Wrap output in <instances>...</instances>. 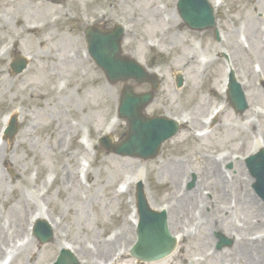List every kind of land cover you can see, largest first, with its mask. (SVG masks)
Instances as JSON below:
<instances>
[{
    "label": "rangeland",
    "instance_id": "rangeland-1",
    "mask_svg": "<svg viewBox=\"0 0 264 264\" xmlns=\"http://www.w3.org/2000/svg\"><path fill=\"white\" fill-rule=\"evenodd\" d=\"M209 1L219 3L218 40L212 30L188 29L177 0H0V131L8 117L18 122L16 134L0 142L6 144L0 152V260L8 254L7 264H38L46 253L45 264H53L67 246L76 264H136L119 252L136 239L127 218L141 180L147 206H169V228L180 237L170 255L144 264H257L245 262L237 248L264 240V204L244 163L264 148V0ZM93 23L123 24L124 53L159 75L160 88L145 113L185 122L154 159L106 152L98 142L104 135L120 141L127 126L117 116L125 84L108 82L87 54L84 28ZM35 35L45 38L43 44L31 39ZM18 57H29L28 66L13 75ZM228 64L248 103L242 114L229 105L226 85L222 89ZM127 84L136 93L150 89L148 83ZM234 164L243 170L239 181ZM195 189L207 203L201 213L186 206L176 215L177 197ZM21 195L32 204L18 205ZM45 218L53 238L29 245L32 226ZM218 234L227 242L220 249Z\"/></svg>",
    "mask_w": 264,
    "mask_h": 264
},
{
    "label": "water",
    "instance_id": "water-1",
    "mask_svg": "<svg viewBox=\"0 0 264 264\" xmlns=\"http://www.w3.org/2000/svg\"><path fill=\"white\" fill-rule=\"evenodd\" d=\"M177 10L186 26L191 30H205L214 28L213 10L207 0H178ZM214 33L217 31L214 28ZM87 48L95 64L104 72L110 82L134 79L143 82L147 79L145 71L132 59L123 56L121 51L122 28L116 25L114 28L102 31L96 27H88L85 30ZM26 67V61L21 60L13 66L15 74L20 73ZM181 85L178 78L177 86ZM158 88L156 79L152 81V91ZM230 102L236 112L241 113L246 107L242 91L238 89L235 82H231L229 91ZM153 92L148 94H134L129 88L121 94L119 100L118 114L127 122L126 137L113 147L110 138L103 139L102 146L107 150L113 149L121 155L141 157L143 159L154 158L160 149L161 143L173 136L178 126L176 122L165 118H152L143 114L144 108L150 103ZM17 131L15 119L9 127L8 136L11 138ZM250 164L249 170L257 178L254 188L264 201V151H261ZM249 160V161H250ZM139 186L137 201L139 212L142 217L139 230V243L136 246L134 256L138 264L142 261H155L164 258L172 252L176 245L167 229L164 214H157L149 210L145 204V197ZM38 233L41 243L51 239V230L42 224ZM227 242L221 239L218 248ZM229 243V242H228ZM59 257L56 264H62L64 258Z\"/></svg>",
    "mask_w": 264,
    "mask_h": 264
},
{
    "label": "bare ground",
    "instance_id": "bare-ground-1",
    "mask_svg": "<svg viewBox=\"0 0 264 264\" xmlns=\"http://www.w3.org/2000/svg\"><path fill=\"white\" fill-rule=\"evenodd\" d=\"M17 1L24 2L25 0H17ZM32 1L34 3H36V4H40L41 3V0H32ZM29 4L30 3H27L26 6H28ZM213 4L216 6L217 5L216 1H214ZM44 6L46 7V9L49 8L50 11H54V9H55V7H54V5L52 3L47 4V2H45L44 3ZM59 18H57L56 20H58ZM52 22L54 23L55 20L52 21ZM47 25L50 26V23L49 22H47L46 24L44 23V24H42L41 27L38 26V25L37 26H25V31H29V30L36 29V28L43 29L45 26L47 27ZM34 38H36V40L39 39V40H37L38 45L43 44L44 41L42 39H45V38H42V37H37V35L32 36L31 39L34 41ZM33 41H32V43L35 44ZM27 58H29V57H27ZM76 59H77V56H76ZM140 62L142 64L144 63V61L142 59L140 60ZM148 70H149V72L152 71L150 68ZM153 72H155V70H153ZM126 83H127V81H126ZM222 88H224V85L222 86ZM107 132L109 134L110 133V129ZM5 146H6V144L3 145V146H0V152H1V149H3ZM2 154L0 153V163L4 159V155H2ZM211 166L214 167V164H211L210 167ZM215 167H216V169L218 171H220V169L216 165H215ZM234 169H235V180L236 181H239V178H240L243 170L240 169V167H239L238 164H234L233 170ZM77 174H78V171L76 172V175ZM216 175L218 176V179L220 181H222L223 176H221L219 173H216ZM85 176L88 177L87 172H85ZM248 181H251V179L248 178ZM223 190L225 191L226 188H223ZM224 191H222L220 189L218 190L219 193L224 192ZM201 194H202L201 190L200 191H196V189H195V190H192L189 194L183 193V194L179 195L177 197L178 198L177 200L179 201V207L173 208V210H176V215H179L180 210L183 209V208H185L186 206H189V208H191V209L200 208V213H201V205L202 206H205L207 204V203H205L203 201V198H202ZM247 198L251 202H253V198L250 195H247ZM10 200L11 199H9V198L8 199H5L4 200V204L6 205L8 203H11ZM22 203H23L24 206L28 207V206H30V204H32V198L30 199L28 197H25V196L23 197L21 195V196H19V200L17 201V204L18 205H22ZM167 211H168V209H167ZM39 216H40V214H39ZM189 218L191 220L193 219V217H191V216H189ZM45 220L48 221L52 225V227H53V224L48 219L45 218ZM132 221L135 224V221L136 220H135V216L134 215H133V220ZM203 224L204 223H202L198 228L202 227ZM14 227H15V229H17V228H20V225L19 224H16V225H14ZM211 229L212 230H217L218 229V225H217L216 221H214V220H213V225H211ZM117 237H118V233H116V235L114 236L115 240H116ZM177 237L179 238L178 235H177ZM35 239H37V238L36 237H34V238L32 237L29 240V243H30L29 245H31L35 241ZM113 242H115V241H113ZM113 242H112V244L115 245ZM110 245H111V243H110ZM237 253L238 254L239 253L243 254L245 256V258H243V259L244 260L246 259L245 262H247V263L253 261V262L257 263V264H264V260L263 261L262 260H259L264 255V240H262L260 242H255V243L251 244L250 247H245V246L240 247V246H238ZM5 257H6V255L4 256V259H5ZM32 258H34V256H32ZM49 259H50V255H48V254L45 253V255H43L41 258H38L37 263L38 264H45Z\"/></svg>",
    "mask_w": 264,
    "mask_h": 264
}]
</instances>
